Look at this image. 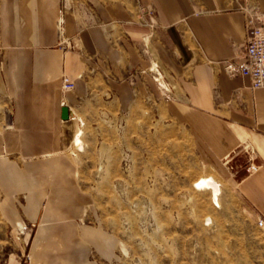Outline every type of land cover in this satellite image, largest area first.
I'll return each mask as SVG.
<instances>
[{"label": "crops", "instance_id": "crops-1", "mask_svg": "<svg viewBox=\"0 0 264 264\" xmlns=\"http://www.w3.org/2000/svg\"><path fill=\"white\" fill-rule=\"evenodd\" d=\"M244 6L264 11V0H0V158L11 159L0 165V209L12 225L33 226L23 264L117 255V236L92 220L95 198L77 166L59 156L77 132L74 108L104 93L121 113L166 106L222 164L233 166L250 138L260 168L237 188L264 219V88L227 68L241 64Z\"/></svg>", "mask_w": 264, "mask_h": 264}, {"label": "rangeland", "instance_id": "rangeland-1", "mask_svg": "<svg viewBox=\"0 0 264 264\" xmlns=\"http://www.w3.org/2000/svg\"><path fill=\"white\" fill-rule=\"evenodd\" d=\"M2 53L0 44V64ZM160 83L169 92L166 80ZM5 103L0 97V110ZM160 105L121 113L104 93L73 110L77 132L59 156L77 166L80 183L93 194L92 220L119 240L116 257L101 264H264V227L237 188L251 176L249 152L240 147L233 166L217 162ZM9 161L0 158V165ZM208 178L216 196L198 186ZM32 229L12 225L0 209V264L31 261Z\"/></svg>", "mask_w": 264, "mask_h": 264}, {"label": "built area", "instance_id": "built-area-1", "mask_svg": "<svg viewBox=\"0 0 264 264\" xmlns=\"http://www.w3.org/2000/svg\"><path fill=\"white\" fill-rule=\"evenodd\" d=\"M242 9L246 15L247 36L242 44V52L240 53L241 64L239 69L232 68L231 65H228L227 68L232 76L238 74L248 76L251 80V87L253 89H261L264 88V11L256 6H244ZM152 19L151 23L153 25L156 21ZM59 28H62V22L59 23ZM157 80L160 82V75H158ZM160 85L162 86L161 83ZM73 88L74 82L65 75L62 89L67 92ZM242 146H244L246 152H249L250 164L246 170L252 175L260 168V165L256 162L259 156L258 151L252 147L250 138L243 139ZM258 224L260 227H264V219L259 218Z\"/></svg>", "mask_w": 264, "mask_h": 264}, {"label": "bare ground", "instance_id": "bare-ground-1", "mask_svg": "<svg viewBox=\"0 0 264 264\" xmlns=\"http://www.w3.org/2000/svg\"><path fill=\"white\" fill-rule=\"evenodd\" d=\"M199 187H207L213 189L214 195L218 194V187L212 178L204 179L199 184Z\"/></svg>", "mask_w": 264, "mask_h": 264}, {"label": "water", "instance_id": "water-1", "mask_svg": "<svg viewBox=\"0 0 264 264\" xmlns=\"http://www.w3.org/2000/svg\"><path fill=\"white\" fill-rule=\"evenodd\" d=\"M70 117V109L68 107L63 108V118L69 119Z\"/></svg>", "mask_w": 264, "mask_h": 264}]
</instances>
